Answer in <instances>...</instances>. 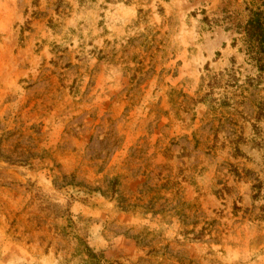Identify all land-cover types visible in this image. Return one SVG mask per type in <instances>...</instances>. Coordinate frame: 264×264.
<instances>
[{"label":"rangeland","instance_id":"obj_1","mask_svg":"<svg viewBox=\"0 0 264 264\" xmlns=\"http://www.w3.org/2000/svg\"><path fill=\"white\" fill-rule=\"evenodd\" d=\"M256 9L0 0V264H264Z\"/></svg>","mask_w":264,"mask_h":264},{"label":"trees","instance_id":"obj_2","mask_svg":"<svg viewBox=\"0 0 264 264\" xmlns=\"http://www.w3.org/2000/svg\"><path fill=\"white\" fill-rule=\"evenodd\" d=\"M168 1V0H166ZM243 36L245 53L260 74L264 73V11L250 10L245 24L240 29ZM256 121L264 119V105L257 107ZM255 129L257 127L255 126ZM264 157V154H263ZM259 189V184L254 186ZM65 225L57 228L58 235L72 244L70 258L66 261H77L76 264H120L107 261L102 253L96 252L88 244L86 237L74 230L75 223L69 214L65 215Z\"/></svg>","mask_w":264,"mask_h":264}]
</instances>
